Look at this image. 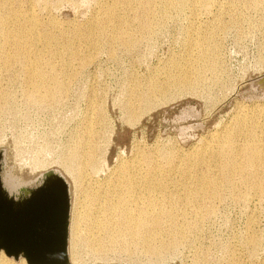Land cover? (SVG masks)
Masks as SVG:
<instances>
[{"label": "rangeland", "instance_id": "obj_1", "mask_svg": "<svg viewBox=\"0 0 264 264\" xmlns=\"http://www.w3.org/2000/svg\"><path fill=\"white\" fill-rule=\"evenodd\" d=\"M101 2L111 3V0H48L34 5L22 0L9 8H33L42 22L54 20L68 32L74 25L86 26ZM219 2L225 7L219 19L214 18L220 11L216 5L209 10L187 9L184 14L175 15L151 38L139 35L140 40L133 49L127 50L119 42L113 46L106 43L102 50L89 53L90 56L86 54L83 58L87 56V61L93 58V63L83 68L80 64L79 73L70 81L67 93L59 98L61 101L57 99L48 106L29 100L21 66L15 64L16 71L14 68L7 70L0 58V94L7 91L9 95L8 110L6 107L0 113V181L12 197L23 195L25 189L41 186L43 172H53L68 181L71 205L74 204V212L79 218L78 236L82 238L74 251L73 264H197L198 255L201 258L199 264H228L229 257H235L236 264H264V199L254 196L243 200L226 196L212 206L213 211L207 213L209 216L201 220L203 226L190 242L162 256L147 252L146 245L139 241L141 245L136 244L137 241L135 245L133 241L127 242L126 251L115 247L105 257L93 251L92 241L98 235L92 218L102 199L101 184L121 161L130 160L136 149H145L159 160L173 153L175 163L185 160L184 165H187V157L193 148L201 147L212 133L231 125V121L236 122L234 118L239 113L253 116L259 121L258 125H264V115L260 112L264 109V90L253 80L264 75V0L257 10L244 5L245 0L239 3V26L231 23L232 17L237 18V10L232 15L229 13L230 0ZM222 21L227 28L218 35ZM207 35L219 36V77L208 71L200 85L175 87L163 96L155 97L157 100L153 99L151 109L141 110V116L135 120L127 118L125 104L134 98L133 91L139 86L146 88L151 76L169 59L180 60L190 51L197 52V45ZM251 86L260 90L256 92ZM98 109L104 110L103 124L101 115L97 116L100 114ZM92 124L101 128L104 135L102 165L89 176L77 170L69 176L63 166L64 156L73 147L77 133ZM258 132L264 139V131L259 129ZM160 152L163 154H158ZM167 158L161 160L166 168L169 165ZM174 175L171 177L176 178ZM1 189L2 200L5 195ZM16 198L19 200L21 196ZM21 212L17 211V214L20 216ZM0 215L6 216L5 212ZM251 238L257 241L256 249L251 248ZM142 244L146 252L141 249ZM11 260L18 262L14 256Z\"/></svg>", "mask_w": 264, "mask_h": 264}, {"label": "bare ground", "instance_id": "obj_2", "mask_svg": "<svg viewBox=\"0 0 264 264\" xmlns=\"http://www.w3.org/2000/svg\"><path fill=\"white\" fill-rule=\"evenodd\" d=\"M21 1L0 0V58L7 70L15 69V64L21 66L19 68L24 73L23 79L27 84L29 100L32 99L41 105L52 104L57 99L61 101L59 98L67 93L71 86L70 81L75 79L80 69L93 63V58L87 61L89 53L92 55L104 44L113 46V43L119 42L127 47V50L133 49L140 40L139 35L151 38L175 15H182L187 9L196 11L199 7L200 10H209L216 5L222 11H217L215 19H219L225 9L223 2L219 0H111V3L101 2L100 8L87 21L85 28L74 25L67 32L54 20L42 22L33 8H9ZM26 1L29 5L48 2ZM240 1L230 0V7L229 4L226 5L231 15L237 10V18L232 17L231 21L234 26L240 24L241 8L238 9V6L243 0ZM262 3L263 0H245L244 5L257 10ZM226 28L227 24L222 21L218 35ZM187 33L190 34L189 30ZM218 35L205 36L204 40L198 43L195 53L190 51L180 60L169 59L151 76L146 88H136L132 93L134 98L131 97L133 99L125 104L127 118L135 120L141 110L146 111L151 107L155 97L168 93L175 87L189 88L205 81L208 71L218 78L221 67ZM86 54L87 59L83 58ZM255 84L264 90V77L256 79ZM2 92L0 113L4 112L9 103L7 91ZM103 111L100 109V114L97 115H101L102 124L105 119ZM260 112L264 115V109ZM252 117L239 113L234 118L236 122L231 121V125L212 133L209 139L203 141L201 147L193 148L192 153L186 156L187 165H184L185 160L175 163L174 155L171 156L173 153L169 155L168 151V155L164 154L165 158L162 157H168L169 165L166 168L161 163L162 159L159 160L140 148L134 151L130 160L121 161L117 169L101 184L102 199L92 218L98 235L92 241L93 251L105 257L113 248H122L123 251L127 242L133 241L134 244L137 241L136 244L143 242L146 245L147 252L156 257L162 256L165 252L190 242L193 235L203 226L201 220L213 211L212 206L223 201L226 196L237 200H243L247 196L264 199V139L258 132L259 129L264 131V125H258L259 121ZM88 126L90 125L77 133L72 141L73 147L64 156L63 166L69 176H73L75 170L89 176L97 172L102 165L104 135L102 136L101 128H95L94 124ZM45 173L43 172L40 178H43ZM174 174L176 178L171 177ZM78 222L73 204L70 209L67 264L74 263V251L82 240L78 236ZM250 243L251 248L257 246L255 238H251ZM144 248L143 246L141 249L145 250ZM5 253L3 249L0 251V264H30L22 254L18 258L15 257L18 262H13V256L6 253L7 256ZM199 259L201 258L198 255L197 264ZM235 262V257H229L228 264H236Z\"/></svg>", "mask_w": 264, "mask_h": 264}, {"label": "water", "instance_id": "obj_3", "mask_svg": "<svg viewBox=\"0 0 264 264\" xmlns=\"http://www.w3.org/2000/svg\"><path fill=\"white\" fill-rule=\"evenodd\" d=\"M253 90L260 89L254 87ZM41 181V186L25 189L23 195L17 194L21 196L19 200L8 194L0 181L5 195L0 199V212L6 214L0 215V251L3 249L16 258L22 254L30 264H67L70 185L53 172L45 173ZM17 211H23L25 217L22 212L19 216Z\"/></svg>", "mask_w": 264, "mask_h": 264}]
</instances>
